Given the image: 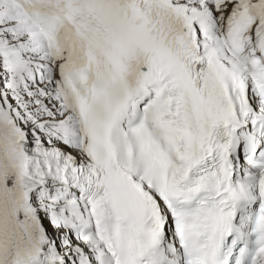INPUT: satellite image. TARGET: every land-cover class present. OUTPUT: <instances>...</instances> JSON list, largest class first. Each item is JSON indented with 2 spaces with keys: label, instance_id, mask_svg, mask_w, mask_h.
Instances as JSON below:
<instances>
[{
  "label": "snow or ice",
  "instance_id": "obj_1",
  "mask_svg": "<svg viewBox=\"0 0 264 264\" xmlns=\"http://www.w3.org/2000/svg\"><path fill=\"white\" fill-rule=\"evenodd\" d=\"M0 264H264V0H0Z\"/></svg>",
  "mask_w": 264,
  "mask_h": 264
}]
</instances>
